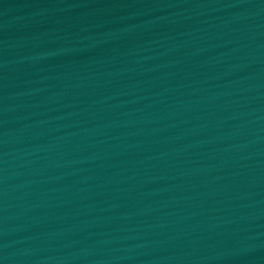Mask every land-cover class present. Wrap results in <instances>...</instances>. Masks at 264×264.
Instances as JSON below:
<instances>
[{
    "label": "water",
    "instance_id": "1",
    "mask_svg": "<svg viewBox=\"0 0 264 264\" xmlns=\"http://www.w3.org/2000/svg\"><path fill=\"white\" fill-rule=\"evenodd\" d=\"M118 264H264V202L202 224Z\"/></svg>",
    "mask_w": 264,
    "mask_h": 264
}]
</instances>
